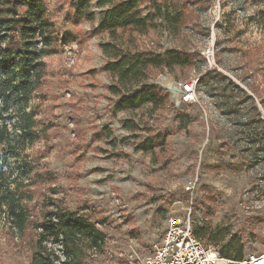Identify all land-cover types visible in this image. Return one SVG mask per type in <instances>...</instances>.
Returning <instances> with one entry per match:
<instances>
[{"label":"rangeland","instance_id":"obj_1","mask_svg":"<svg viewBox=\"0 0 264 264\" xmlns=\"http://www.w3.org/2000/svg\"><path fill=\"white\" fill-rule=\"evenodd\" d=\"M76 1L44 0L59 39L28 107L45 130L25 151L35 214L55 201L96 221L107 242L89 264H141L189 217L207 244L263 253L264 0H145L147 27L115 36L98 30L97 0L94 18L74 16ZM168 50L185 64L147 71L163 99L115 110L105 64ZM32 231L0 223V264H29Z\"/></svg>","mask_w":264,"mask_h":264},{"label":"trees","instance_id":"obj_2","mask_svg":"<svg viewBox=\"0 0 264 264\" xmlns=\"http://www.w3.org/2000/svg\"><path fill=\"white\" fill-rule=\"evenodd\" d=\"M93 1L77 0L74 16L81 17L83 10V15L94 18V11L90 10ZM143 1L97 0V6L102 8L98 30L111 36L120 29L142 31L149 19L142 11ZM58 35L44 0H0V143L5 144L0 152V223L7 224L18 238L34 231L29 264H89V258L104 249L106 233L88 216L63 205L53 207L51 203L55 201L49 202L38 217L36 206L31 205V186L26 183L35 165L27 160L25 151L45 131L38 127L35 110L28 107L43 83V58L55 51L52 46ZM173 64H185L175 50L145 58L115 55L104 66L116 80L109 87L117 96L114 109L134 110L163 99L159 88L149 82L147 71L149 67ZM139 149L148 152L154 147L148 144ZM10 159L17 167L11 166ZM195 234L204 237L202 230L195 229ZM220 254L233 263L244 259L243 246L237 248L233 240L227 242Z\"/></svg>","mask_w":264,"mask_h":264},{"label":"built area","instance_id":"obj_3","mask_svg":"<svg viewBox=\"0 0 264 264\" xmlns=\"http://www.w3.org/2000/svg\"><path fill=\"white\" fill-rule=\"evenodd\" d=\"M185 101L194 99L196 81L184 83ZM232 260L224 258L220 249L207 244L195 234V222L189 217L182 222L172 219L163 243L156 247L154 253L144 258L141 264H229ZM238 264H264V252L250 254Z\"/></svg>","mask_w":264,"mask_h":264}]
</instances>
